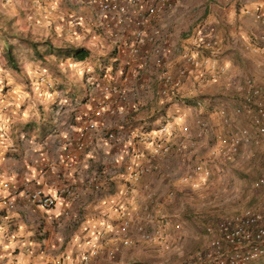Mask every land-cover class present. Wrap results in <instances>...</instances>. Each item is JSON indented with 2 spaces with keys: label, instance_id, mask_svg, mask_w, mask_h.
Here are the masks:
<instances>
[{
  "label": "rangeland",
  "instance_id": "rangeland-1",
  "mask_svg": "<svg viewBox=\"0 0 264 264\" xmlns=\"http://www.w3.org/2000/svg\"><path fill=\"white\" fill-rule=\"evenodd\" d=\"M71 1L74 0H56L54 9H52L51 14H48L41 8L42 6H46V4L48 6L46 0H0V12L6 13L9 16L14 15L16 17L15 24L19 29L40 32L43 35L46 33L49 34L48 32L51 31L50 29L54 30L56 39L54 40L55 37L53 38V36H51V39L56 45L61 44L60 41L62 38V40L70 41L74 45L85 46L91 50L93 56H107L110 49H112V43L109 38L100 32L99 25L97 20H95L92 9L81 0H76L81 1L78 6L79 11H77L72 8L70 4ZM35 6H37V8ZM171 9L169 11H171ZM70 14L78 15L80 21L78 28H86L87 30H82V33L78 32V30L74 33L71 31L64 32V30L60 28V24L65 21ZM81 14H89L91 21H85L84 23ZM2 28L3 27H1V29ZM233 30L235 36L233 41L239 47V53L244 59V63L248 64V67L242 66L236 69H229V67L227 69V66H225V70H227H224L225 72L223 74L213 75V77H211L206 70H203L201 79L199 77L200 70L188 67L186 70L187 77L183 80V84H187L185 87L189 88V94H186V88L184 89L182 85L181 87L169 90V95L161 98H154L151 96L152 87L156 85L155 78L151 86L148 84L146 85L147 92L143 91L135 94V97L139 98L137 109L134 111L136 115L134 117L135 119L131 118V114L126 113L124 116L115 120V123L121 125L120 128L123 131L130 128H135L136 131H140L142 129L154 128V125L166 119H172L173 122L179 124L180 122H189L194 117L199 116L208 118V120L213 122H218L217 116L212 114V112L215 108L222 106L231 109L238 103L240 100L239 87L246 77H252L255 81L264 80V56L260 53H253L248 56L247 52L252 53V51L246 50V52L244 50L243 52L240 49V44L243 43L242 41L247 43L253 41V34L258 31L256 24L251 22L247 27L236 23L233 26ZM186 32H188L186 38H190V40H192L198 32H203L206 35L214 32L218 37V48L212 53L208 50L194 48L189 42L188 45L191 47L190 49L192 51L194 49L193 52L197 55L198 53L215 55L219 51V48L224 46L227 38H230V35L225 36L222 32H218L216 28L213 29L212 26L207 24H204V26L200 24L197 27L193 26ZM238 40H240L241 43L238 42ZM8 42L12 43L16 55H18V60H20V64L18 70L12 69L4 63L0 54V93H6L10 96V99L0 96V107L7 104L8 111L6 110V114H9L10 118H13L11 113L14 116H18L21 115V112L25 109L27 113L24 116L26 119L25 122H29V128L27 130L28 133L33 134H36L37 126L39 125V123H33L38 119L35 112L41 114L44 112V110H42L43 107H50V105L56 104V102H48V99L43 100L41 98L46 92L55 93L56 96H59L63 91L67 93L75 91L78 94L77 101H83L85 100L84 94H86L87 90L85 79L86 82L88 81V83H90V80L95 78L96 84H98L96 87H99L102 82H113L117 84L118 81H113L115 77L113 72L118 71V75L116 76L120 79L123 73L121 71L122 67H126L127 65L131 66L134 60H138L139 58L142 59L141 56L128 59L123 51L114 49L117 61L113 70L110 69L107 74L112 78L102 79L100 81L97 80L98 78L96 76L89 78L93 66V61L91 59H86L84 63L78 64L74 63L71 59L55 58L53 56L51 57L54 60L53 68H47L44 65H40L38 61L31 60V55L23 43L14 39H10ZM222 43L223 45H221ZM177 56L178 50L164 49L162 52V59L164 61H169L171 59L175 60L172 64L175 63L177 69L173 74L182 66H179V59H177ZM250 62L254 63L256 70L251 67ZM42 66L45 67L44 71L40 70ZM156 69L157 72L155 73L158 74L160 68ZM40 75L45 77L43 81L40 80ZM196 81L200 83L197 85ZM94 84L95 81H93V85ZM192 89H197L200 94H190ZM95 94L98 95V92L93 91L94 96ZM186 95L190 97L187 98ZM127 98L123 105L127 104V100L128 105L131 104L132 100L136 101L132 96L129 97V95H127ZM198 99L202 103L200 107L196 108L194 107V101ZM4 101H6V103ZM63 104L62 100L61 104L57 105L60 106L58 109H63L65 107V104ZM65 112L64 110V112L61 113L62 117L65 115ZM1 113L2 110L0 108V117L2 118ZM68 116L70 117V114ZM17 118L18 117H16L15 120ZM108 119H106V121ZM62 120H64V118ZM64 121L66 122V120ZM246 121L247 119L245 117L238 116L232 118L230 122L237 126ZM20 123L23 122L20 121ZM46 124L50 125V123ZM71 124L73 125V123ZM0 126L5 127L4 123L1 121ZM215 127L218 128L220 125H215ZM34 128L36 131H34ZM106 128H108L107 125ZM210 137L211 135L199 141L196 140V148L191 155L188 152L181 155L176 154V156L175 154H171L168 158L154 162L155 168L152 169L151 173L148 174L145 179L149 186L159 195L158 199L155 200V208H158V211H156L157 218L165 217L170 221V226L164 231L165 238L154 243L133 242L127 247L119 246L115 242H105L103 247H110L113 251L110 261L107 260L105 264H185L190 256H197L207 243L208 237L203 231L204 224H210V222L213 224L220 218L230 215L242 208L256 207L264 200V190L262 188L254 189L251 187V183L255 178L259 176L264 177V138L262 143L258 146H249L244 148L237 156L222 160L219 158L207 157L206 153L209 151L211 145ZM115 138L116 139L113 141L103 143H98V141L93 138L91 139L92 142L89 145L92 146L93 158L89 159L91 160L89 168L87 167L84 172H80L79 177L81 178L79 179V185L84 189L85 179L92 173H96L100 190L93 192L88 190L82 191L84 194L80 196V201H86L83 206L86 203L88 204H86L84 210H80V212L76 214V216L80 218V221H83L84 224H90L91 227L94 228V231L98 228L100 229L102 223L105 222L106 229L111 228L110 231L106 232L109 237L113 235L116 228L117 205L120 203L131 204L132 202L141 201V193L138 191L124 193V184L121 177H119V173H121L122 170L119 162L122 164L124 161L128 160V156L126 155H130L133 151L140 155V158L144 153L142 144L137 142L132 143V146L125 152L126 150H123V142H125V139H123L124 137L120 133L116 134ZM72 143L70 150L73 148ZM86 143L88 144L89 142ZM86 143L84 149L89 146ZM81 152L82 151L76 152L75 155H79ZM120 153L122 155H119ZM121 156H123L122 159H120ZM206 159L208 161L204 162ZM192 161L203 162V164H206L210 168V175L205 179H196V184L193 187L190 186L189 183H180L177 180L178 174ZM64 164L65 163H63V167H65L67 171L70 166ZM0 166H2V163H0ZM116 173H118V175L112 177ZM69 176H71V174ZM75 182L77 184L78 181ZM67 184L70 185L71 183L64 181L61 185ZM72 186L74 187V185ZM72 190L74 191V188ZM167 190H172L173 192L172 197L169 199L163 198L164 192ZM85 192L88 194H85ZM86 198L89 199L86 200ZM97 199H99V207L98 203L96 204ZM26 208V214L29 212L28 210H31L29 213L31 216L29 217V222L27 223L25 221V223H27V226H30L28 228L34 236L40 238L43 235L46 236L50 231H52L55 241L58 240L57 238L60 237L59 235L62 237L65 236L69 227L67 229L64 221H60L58 224V222H54L53 219H51L49 225H46L45 231H42L39 219H41L42 215L45 216V218L47 215L35 213V211L37 212L41 208ZM9 213L10 211L8 214ZM18 219H20V217H18L17 220ZM8 220H10V217L6 218V224L0 229V246H2V248L0 247V256L3 252L8 250L4 247L5 245L7 246L12 243L9 249L12 250V247L14 248L13 241L15 237L13 234L15 231L14 229H17V227H14L12 224L9 225L10 222H8ZM175 224H178L177 228L174 227ZM70 225H72L71 229L73 230L79 226V224H74L73 221L70 222ZM32 226L34 228H32ZM2 262L4 263L3 259L0 257V263ZM259 264H264V261H261Z\"/></svg>",
  "mask_w": 264,
  "mask_h": 264
},
{
  "label": "built area",
  "instance_id": "built-area-1",
  "mask_svg": "<svg viewBox=\"0 0 264 264\" xmlns=\"http://www.w3.org/2000/svg\"><path fill=\"white\" fill-rule=\"evenodd\" d=\"M8 1V0H5ZM89 6L99 25L100 32L110 39L113 49L121 50L127 58L141 56L149 59L160 71L155 76L156 85L151 96L161 98L169 95V90L180 87L187 77V68L203 70L211 77L221 74L225 66L215 57L197 56L195 52L183 51L180 54L182 66L175 74L165 70L166 63L162 59L165 37L158 30L157 19L170 10L174 0H81ZM48 6H42L43 11L51 14L56 0H46ZM250 20L257 26V33L253 34V41L245 44L243 48L252 53L264 56V4L255 7L249 14ZM60 21V20H59ZM80 25L79 16L70 14L60 24L64 32H76ZM78 34V33H76ZM218 37L213 33L198 32L191 40V46L213 52L218 48ZM40 80L44 76L40 75ZM130 74L123 72L119 83L102 82L97 88L99 99L89 112L80 118L72 150L64 154V160L69 161L75 157L76 152L84 149L85 143L92 138L100 143L113 141L116 134H120L127 141L123 150L127 152L132 143L142 144L144 153H130L126 161L119 162L122 170L119 173L124 184V193L138 191L141 201L131 204L120 203L116 208V228L110 237L106 234L110 229L105 226L97 232L96 241L86 249L79 251L68 262L57 258L50 264H105L113 255L112 248L104 246L105 242H115L119 246L127 247L133 242L154 243L165 238V229L170 226L169 219L157 218L155 200L158 194L147 183L146 176L155 168L156 161L170 157L171 154L181 155L188 152L193 154L196 140H201L211 135V145L207 157L222 160L231 159L240 154L244 148L258 146L264 136V80L255 81L246 77L239 87L238 103L231 109L217 107L212 112L218 122L196 116L189 122L176 124L172 119H166L154 125V128L136 131L130 128L123 131L120 127L109 129L99 126L98 119L105 114H115L118 117L125 115L124 102L127 98L126 84L143 89L144 85L137 75H133L129 82ZM110 79V78H109ZM201 101L195 100L194 107H200ZM245 117L247 121L241 125L231 124L234 117ZM215 125H220L216 128ZM225 128V129H223ZM123 131V132H122ZM120 150V151H123ZM127 154V153H126ZM119 155H122L121 153ZM123 156L120 157L122 159ZM166 160V159H165ZM208 161L207 159L204 161ZM49 167L58 164L49 163ZM47 165V166H48ZM45 169V168H44ZM43 169V170H44ZM117 176L118 173L113 176ZM210 175V168L203 162L192 161L178 174L180 183H189L195 186L196 179H205ZM84 189L88 191L100 190L98 177L92 173L84 181ZM6 189L8 184L1 183ZM254 189L264 190V177L259 176L251 183ZM71 185H60L57 193L64 197L73 195ZM172 190L164 192L163 198L169 199ZM4 204L12 208L17 199H21L25 206L49 209L55 203V197L43 192L39 188H29L25 184L21 187L8 188V193L0 198ZM134 203V207L132 204ZM175 228L178 224H175ZM204 232L208 237L205 247L197 254L190 256L185 264H251L264 261V200L256 207L242 208L230 215L220 218L213 224H206ZM2 248V246H0ZM193 258V259H192ZM0 264H4L3 262ZM12 264H23L14 262Z\"/></svg>",
  "mask_w": 264,
  "mask_h": 264
},
{
  "label": "crops",
  "instance_id": "crops-1",
  "mask_svg": "<svg viewBox=\"0 0 264 264\" xmlns=\"http://www.w3.org/2000/svg\"><path fill=\"white\" fill-rule=\"evenodd\" d=\"M80 2L81 1L74 0L71 1L70 4L72 8L79 11L78 6ZM263 4L264 0H174L171 11L168 10L157 19L158 30L165 37L164 49L178 50L177 59H179V66H181L182 60L180 54L183 51H188L190 53L194 51V49L192 51L190 49L191 47L188 45L189 42L191 43V40L190 38H186L188 33L186 31L193 26L197 27L199 24L202 26L207 24L212 26L213 29L216 28L218 32H222L225 36L230 35V38H227L224 46H221L215 55H209L215 56V59L219 63L227 66V69L229 67V69H236L242 66L248 67V64L244 63V59L239 53V47L233 41L235 37L233 26L237 23L238 25L248 27V24L252 22L249 16L250 12L254 10L255 7ZM81 17L84 23L85 21H91L89 14H81ZM76 30L82 33V30L87 29H79L77 27ZM238 42L241 43L240 40H238ZM242 42L243 43L240 44V49L244 52L245 49L243 46L247 44V42ZM221 45H223V43ZM247 53L248 56L253 54L251 52ZM197 56L207 55L198 53ZM172 62H175V60L171 59L165 61V70L171 74L177 69L175 63L172 64ZM80 63H84V61L78 62V64ZM93 63L95 62L93 61ZM250 64L253 69L256 68L253 62H250ZM156 68L157 67L154 66L150 60L144 61L141 58L134 60L131 66L127 65L121 68L122 72H128L130 74L131 77L129 82L135 80V78H133L135 74L144 85V89L135 88L132 86L133 83L125 85L127 95L136 99V101L132 100L130 105H128L127 100V104L124 105L125 114H131L132 119H135L134 117L136 115L134 111L137 109L139 103V98L135 97V94L138 92H145L147 90V84L151 86L156 76ZM104 71L103 76L98 77V80L101 81L102 79L112 78L107 75L110 71V66L106 67ZM113 73L115 74V77L113 76L115 78H113V81L115 82L116 80L119 83L120 79L116 76L118 75V71H114ZM196 83L198 85L200 82L196 81ZM184 84L182 83L185 89L187 84ZM186 89V94H189V88L187 87ZM197 91V89H192L190 94H200L199 91ZM84 95L85 100L83 101H77L78 94L75 91L70 93L63 91L59 96H56L55 93L46 92L43 97L41 96L43 100L48 99V102H56V104L54 103V105H50V107H43L42 110H44V112L42 111L43 113L41 114L35 112L38 119L33 123H39L36 134L28 133L27 129L29 128V122H25L26 119L24 116L27 114L25 109L21 112V115L18 116H14L11 113L13 118H10L9 114H6L8 111L7 104L2 105L1 103L2 118L0 117V121L4 123L5 127L2 126V128L0 126V163H2V166H0V198L8 193V188L21 187L24 184L31 189L39 188L43 192L55 197V204L52 208L35 211V213L47 215L46 218L42 215V220L39 219V223L41 224L40 227H42L41 230L45 231L44 229H46V225H49L51 219H53L54 222H58V224L60 221H64L67 229L69 227L65 236L62 237L59 235L60 237L57 238V241H55L52 231L46 236L43 235L38 238V236H34L31 230H29L28 227L30 226H27L28 220H30L29 217L31 214L29 213L31 210H28L29 212L26 214L25 209H27V206L24 207L25 203L21 199H17L12 208L7 207L3 201H0V229L6 224V218L9 217V225L12 224L14 227H17V229H14L15 231L13 234L15 237L13 241L14 248L12 247V250L9 249L12 243L7 246L5 245L4 247L8 250L3 252L0 256L4 264H12L14 262L23 264H50L51 261L53 262L57 258H63L64 262H68L72 256H75L79 251L86 249L96 241L99 228L94 231V228L91 227L90 224H84L83 221H80V218L76 216L77 212L84 210L86 204H88L86 203L83 206L86 201H80V196L84 194L82 193L84 190L79 185V179L81 178L79 176L80 172H84L87 167L89 168V163H91L89 159L93 158L92 146L89 145L92 140L88 141V144L86 143L89 146L82 150L79 155H75L72 160H64V154L71 149V143L74 141L76 131L80 124V118L89 114L97 99H99V94H95L94 96L92 90H86V94ZM0 96L10 99V96L6 93H0ZM186 96L187 98L190 97L189 95ZM62 100L65 107L63 109H58L60 106L57 105H60ZM4 102L6 103V101ZM64 110L66 112L62 117L61 113L64 112ZM69 114L70 117L68 116ZM16 117L18 118L15 120ZM63 118L66 122L62 120ZM108 118H112L113 120ZM118 118L119 117L115 114H105L103 118L98 119V124L104 127L107 125L108 128H118L121 126L115 123V120ZM106 119L108 120L106 121ZM20 121L23 123H20ZM46 123H50V125ZM71 123H73V125ZM34 131H36L35 128ZM94 140L98 141L97 139ZM125 142H123V147L127 144V142ZM51 162H57L58 165L56 167H49L48 164ZM63 163L70 166L67 171L65 167H63ZM70 174L71 176H69ZM64 181H68L74 185V195L72 197H64L57 193V188ZM75 181H78L77 184ZM3 182L8 184L6 189L1 187V183ZM85 194L88 193L85 192ZM87 199L89 198H86V200ZM98 202L99 199H97L96 204ZM133 205L134 203L132 206ZM9 211L10 213L8 214ZM18 217H20V219L17 220ZM25 221L27 223H25ZM71 221H73L74 224H79L74 230L71 229ZM103 226L106 228L105 222L102 223L100 229L103 228ZM32 228L34 227L32 226Z\"/></svg>",
  "mask_w": 264,
  "mask_h": 264
},
{
  "label": "trees",
  "instance_id": "trees-1",
  "mask_svg": "<svg viewBox=\"0 0 264 264\" xmlns=\"http://www.w3.org/2000/svg\"><path fill=\"white\" fill-rule=\"evenodd\" d=\"M37 8V6H35ZM16 17L14 15L9 16L6 13L0 12V54L4 61V63L12 69L18 70L20 60H18V55H16L15 49L12 46L11 42H8L10 39H14L18 42L23 43L26 47L27 51L31 55V60L38 61L40 65H44L47 68H53L54 60L51 57L55 58H63V59H71L74 63L83 62L86 59H91L95 63L92 66V72L89 74L90 77L96 76L101 77L104 74V70L106 67L110 66V69L113 70L116 63V54L115 50L110 49V52L107 56H93L91 50L81 45H74L70 41L62 40L61 44H54L52 42L51 36H53L54 40L56 39L54 30L50 29L49 34H42L40 32H31L30 30H23L17 28L15 24ZM205 55V54H203ZM45 67H41V71L45 70ZM24 73V72H22ZM88 78V80H89ZM98 80V79H97ZM86 89L92 90L93 81L96 83V79L93 78L86 82ZM90 85V88H89ZM187 102V100H186ZM212 222H210L211 224ZM205 227V224H204ZM203 231L204 228H203ZM261 261L254 262L251 264H259Z\"/></svg>",
  "mask_w": 264,
  "mask_h": 264
},
{
  "label": "clouds",
  "instance_id": "clouds-1",
  "mask_svg": "<svg viewBox=\"0 0 264 264\" xmlns=\"http://www.w3.org/2000/svg\"><path fill=\"white\" fill-rule=\"evenodd\" d=\"M117 60V59H116ZM92 91H97L96 89H94L93 87H92ZM75 136H76V134H75Z\"/></svg>",
  "mask_w": 264,
  "mask_h": 264
}]
</instances>
